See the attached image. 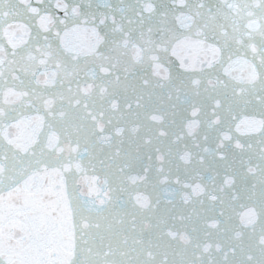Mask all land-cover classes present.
I'll return each instance as SVG.
<instances>
[{"label": "water", "instance_id": "obj_1", "mask_svg": "<svg viewBox=\"0 0 264 264\" xmlns=\"http://www.w3.org/2000/svg\"><path fill=\"white\" fill-rule=\"evenodd\" d=\"M0 264H264V0H0Z\"/></svg>", "mask_w": 264, "mask_h": 264}]
</instances>
